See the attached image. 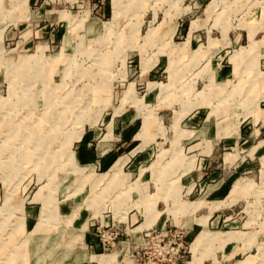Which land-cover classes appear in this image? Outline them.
I'll use <instances>...</instances> for the list:
<instances>
[{
	"label": "rangeland",
	"instance_id": "rangeland-1",
	"mask_svg": "<svg viewBox=\"0 0 264 264\" xmlns=\"http://www.w3.org/2000/svg\"><path fill=\"white\" fill-rule=\"evenodd\" d=\"M105 260L264 264V0H0V264Z\"/></svg>",
	"mask_w": 264,
	"mask_h": 264
},
{
	"label": "crops",
	"instance_id": "crops-1",
	"mask_svg": "<svg viewBox=\"0 0 264 264\" xmlns=\"http://www.w3.org/2000/svg\"><path fill=\"white\" fill-rule=\"evenodd\" d=\"M92 132H93L92 134H89V135L85 136L83 139H80L76 144V149H78V150L75 153H77V158H78L79 162L85 163L84 165H89L92 167L99 166V165H103V166L109 165L111 163V160H112V153H109L111 151L112 138L103 139V137H102V139H101V140H103L102 143H100V141L94 142V139L98 135V130H95V131L93 130ZM106 140H108V141H106ZM122 157H124V156H122ZM120 158L121 157H119L118 159H120ZM187 162L192 163V160L191 161L188 160ZM156 211H158V210H156ZM144 213H145V208H144ZM146 222L147 221H145L144 225L146 224Z\"/></svg>",
	"mask_w": 264,
	"mask_h": 264
},
{
	"label": "bare ground",
	"instance_id": "bare-ground-1",
	"mask_svg": "<svg viewBox=\"0 0 264 264\" xmlns=\"http://www.w3.org/2000/svg\"><path fill=\"white\" fill-rule=\"evenodd\" d=\"M42 48V47H41ZM41 48H40V50H41ZM38 59H39V57H38ZM34 64V63H33ZM37 64V63H36ZM46 65V64H45ZM36 66V65H35ZM39 66V65H38ZM41 69V68H40ZM52 70V69H51ZM46 71V70H45ZM42 74V73H41ZM51 84V83H50ZM93 84V83H92ZM48 88H46V90H47ZM49 91V90H48ZM54 92V91H53ZM92 93V92H91ZM66 95V94H65ZM63 97V96H62ZM72 98H73V96H71ZM68 98V97H67ZM70 99V98H69ZM48 100H49V98H48ZM74 100V99H73ZM70 101V100H69ZM77 101V100H76ZM50 103V102H49ZM62 116V115H61ZM33 118V117H32ZM60 119V118H59ZM35 124H37V123H35ZM34 124V125H35ZM28 128V127H27ZM46 129V123L44 124L43 123V125H42V127H41V130L40 131H44ZM36 131H37V129H36ZM38 132V131H37ZM37 132H35L36 134H37ZM21 133V132H20ZM30 133V132H29ZM29 136V135H28ZM37 139V138H36ZM39 139V138H38ZM28 140V139H27ZM50 140V139H49ZM40 143V142H39ZM37 145V144H36ZM44 145V144H43ZM32 147V146H31ZM46 148V147H45ZM23 152V151H22ZM45 153V152H44ZM43 153V154H44ZM41 155H42V153H40ZM22 156V155H21ZM126 158H128V157H126ZM44 159V158H43ZM125 161V160H124ZM121 162H122V160H121ZM123 163V162H122ZM17 165V164H16ZM40 227V224H38L37 226H36V228H35V231H36V229H38ZM35 234V233H34ZM29 239V238H28ZM106 261L107 260H105V261H102V263L103 264H106ZM9 263V262H8Z\"/></svg>",
	"mask_w": 264,
	"mask_h": 264
}]
</instances>
